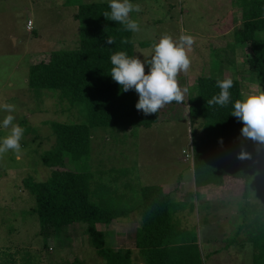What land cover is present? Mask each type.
Instances as JSON below:
<instances>
[{"label": "rangeland", "instance_id": "obj_1", "mask_svg": "<svg viewBox=\"0 0 264 264\" xmlns=\"http://www.w3.org/2000/svg\"><path fill=\"white\" fill-rule=\"evenodd\" d=\"M104 1L108 0H0V105H15V123L24 129L21 151L0 156V264H13L18 247L25 248L40 264L106 262L92 246L84 223L73 229L65 226L41 233L39 216L31 211L36 198L22 186L24 177L31 175L42 181L50 176L42 154L56 144L51 122L87 121L83 106H72L60 90L30 87V62L48 58L55 50L76 48L80 43L79 22L75 19L79 5ZM130 2L142 7L141 12L130 13L139 24L133 36L135 56L142 61L150 58L153 45L164 33L175 41L182 32L194 38L187 51L189 70L177 75L181 89L188 88L185 102L165 105L159 120L150 127L93 128L89 160L71 162L69 156L68 167L90 170L93 188L103 182L126 195H134L143 185H165V192L182 204L177 213L181 226L198 233L206 264H253L256 245L250 238L264 232V171L253 178L246 197L243 184L223 191L216 184L197 186L193 145L204 140L206 131L203 119L192 118L187 105L189 97L197 93L200 76L236 78L241 80L242 90L264 88L256 74L247 69L250 46L242 49L234 37L242 26L239 1ZM30 19L34 23L32 31L27 29ZM256 35L264 38V31ZM7 114L0 109V125ZM7 131L0 127V138ZM133 198L135 202L128 203L141 201L137 194ZM134 214L113 220L110 225H98L106 232V245L136 248L140 219L138 212ZM137 255L135 250L134 260Z\"/></svg>", "mask_w": 264, "mask_h": 264}, {"label": "trees", "instance_id": "obj_2", "mask_svg": "<svg viewBox=\"0 0 264 264\" xmlns=\"http://www.w3.org/2000/svg\"><path fill=\"white\" fill-rule=\"evenodd\" d=\"M238 1L242 26L235 31L234 37L236 42L250 46L246 54L247 69L264 84V38L256 35L264 31V0ZM105 11H110L108 1L81 3L75 14L80 27L79 45L74 49L52 51L48 58L30 62V87L60 90L72 106L82 105L87 114L85 123L51 122L56 144L42 154V162L50 169V176L38 181L30 175L22 181L23 188L36 198V207L31 211L39 216L41 233L86 224L91 244L106 260L105 264H206L198 233L182 227L177 218L181 202L174 201L162 185L140 186L135 194L141 201L128 203L135 202V194L126 195L103 182L93 188L90 170L68 167L69 156L71 162L89 160L93 128L150 127L159 120L161 113L159 110L145 115L137 110L136 92L122 91L108 74L112 67L110 55L125 51L135 56V42L134 32L107 20L103 16ZM108 38L114 43L108 44ZM125 39L128 43L121 42ZM217 79L224 77L200 76L197 93L188 99L191 117L203 119L206 131L204 140L193 145L195 183L197 186L216 184L222 191L243 184L246 197L253 178L264 171V142L242 137V122L230 114L233 103L240 98V80L232 78V98L227 106L206 104L220 91ZM221 138L223 143L219 142ZM241 152L245 153L243 158ZM118 171L130 172L128 169ZM136 212L140 215V226L135 236L138 258L134 260L135 250L107 246L105 233L98 224L126 219ZM250 240L256 245L253 264H264V232ZM43 247L48 250V245ZM24 249L16 248L13 264H40Z\"/></svg>", "mask_w": 264, "mask_h": 264}, {"label": "clouds", "instance_id": "obj_3", "mask_svg": "<svg viewBox=\"0 0 264 264\" xmlns=\"http://www.w3.org/2000/svg\"><path fill=\"white\" fill-rule=\"evenodd\" d=\"M110 11H105L103 16L107 20L115 21L124 26L126 31L138 32L139 24L130 17L133 11L139 13L142 7L132 4L130 0H108ZM122 43L128 41L122 40ZM108 44H113L112 38L107 39ZM194 44L191 35L181 33L178 41L164 33L158 42L153 45V53L150 58L143 61L137 56H129L125 51H117L110 55V74L121 88L127 92L134 90L138 94L136 109L145 115L157 113L165 105L175 101L183 103L188 93V88L181 89L177 82L180 72H187L190 67V58L187 51ZM145 64L149 70L145 71ZM216 85L219 93L206 101L208 106H227L231 102L230 89L234 86L231 77L217 79ZM238 99L232 106L231 115L242 122L240 135L246 139L264 142V88L241 90ZM0 109L6 111L2 121L4 129L8 130L3 138H0V156L13 151H21L20 141L23 138L24 129L15 123V105L5 103ZM223 143V140L219 141ZM245 153L241 152V158ZM193 160V155H192Z\"/></svg>", "mask_w": 264, "mask_h": 264}, {"label": "crops", "instance_id": "obj_4", "mask_svg": "<svg viewBox=\"0 0 264 264\" xmlns=\"http://www.w3.org/2000/svg\"><path fill=\"white\" fill-rule=\"evenodd\" d=\"M135 1H137V0H135ZM133 2V1H132ZM181 5V4H180ZM214 42H215V39H214ZM214 42H213V44L212 45H214ZM218 42V41H217ZM244 45H247V44H241V48L242 49H244V48H246V47H248V46H244ZM218 46H219V48H222V46L220 45V44H218ZM234 49L235 50H237V48H236V46L234 47ZM239 80V79H238ZM241 81V80H240ZM187 105H188V108H189V103H188V101H187ZM165 185H163V188H164V190H165V187H164ZM175 201V200H174ZM132 215H136V214H132ZM131 215V216H132ZM138 215H139V213H138ZM131 218V217H130ZM139 219H140V215H139ZM116 220H118V219H116ZM111 224V223H110ZM109 224V225H110ZM99 225V224H98ZM99 228V227H98ZM100 229V228H99ZM101 231H103L104 232V230L103 229H100ZM105 233V235H106V232H104ZM135 236H136V233H135ZM106 238V237H105ZM135 241H136V239H135ZM107 246H109V245H107ZM113 246V245H112ZM64 247V246H63ZM66 247V246H65ZM52 248V247H51ZM113 248H115L114 246H113ZM126 248H129V247H126ZM95 249V248H94ZM131 249V248H130ZM96 250V249H95ZM133 250H137V248H135V249H133ZM97 252V251H96ZM77 261V260H76Z\"/></svg>", "mask_w": 264, "mask_h": 264}, {"label": "built area", "instance_id": "obj_5", "mask_svg": "<svg viewBox=\"0 0 264 264\" xmlns=\"http://www.w3.org/2000/svg\"><path fill=\"white\" fill-rule=\"evenodd\" d=\"M33 25H34L33 21H32L31 19L28 20V23H27V29H28L29 31H32V30H33Z\"/></svg>", "mask_w": 264, "mask_h": 264}]
</instances>
